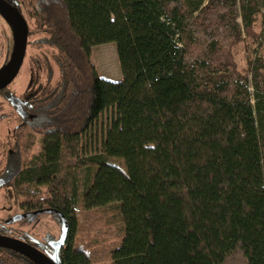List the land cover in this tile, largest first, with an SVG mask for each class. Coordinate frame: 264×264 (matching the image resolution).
Wrapping results in <instances>:
<instances>
[{"label": "trees", "instance_id": "16d2710c", "mask_svg": "<svg viewBox=\"0 0 264 264\" xmlns=\"http://www.w3.org/2000/svg\"><path fill=\"white\" fill-rule=\"evenodd\" d=\"M29 14L27 47L50 49L60 75L48 71L19 121L29 137L17 134L10 184L23 213L54 211L67 233L58 250L61 235L34 246L60 264H264V57L251 86L233 51L258 32L260 0H31ZM108 42L120 81L91 61ZM109 108L101 151L83 155L81 137ZM116 221L123 235L110 242ZM0 264L37 263L0 247Z\"/></svg>", "mask_w": 264, "mask_h": 264}, {"label": "rangeland", "instance_id": "374dc122", "mask_svg": "<svg viewBox=\"0 0 264 264\" xmlns=\"http://www.w3.org/2000/svg\"><path fill=\"white\" fill-rule=\"evenodd\" d=\"M22 13L28 21L31 31H35V20L29 14L31 9V0H19ZM260 7L263 15H261V25L252 36L253 39L249 40V35L243 34L241 37V46L234 48V59L237 67L236 76L247 80L251 86L254 83L255 72V56L263 55L264 57V0H260ZM242 11L238 9V22L242 25V17L240 14ZM42 33H32L29 37L30 42L41 37ZM249 43V44H248ZM14 46V33L7 22V20L0 14V67L7 61L13 52ZM50 49L42 45L29 44L27 47L26 57L19 73L12 80L11 88L16 91L17 95L24 93L28 82L33 78H37L36 75L41 78V82L47 84L49 72H53L52 78L55 83L60 75L58 67L50 58ZM257 51V54H256ZM36 59H40L43 63L44 69L39 72H33ZM91 61L95 66L98 74L102 77L120 81L123 79V73L119 61L117 52V46L115 42H108L100 45H96L92 48ZM259 71L258 80L260 83L264 80V69ZM30 83V82H29ZM262 85V84H261ZM253 87H251L252 89ZM254 101V97H252ZM0 103L4 106L0 108V134L4 139L9 134V128L15 125V111L13 106L8 105L7 101L0 96ZM115 118V110L109 108L104 111L98 120L91 126V128L81 137L82 141V154L86 156L94 155L101 151L102 142L105 138L106 132ZM35 152L42 150L43 137L37 136L35 141ZM65 165V164H64ZM79 175V174H78ZM85 173L80 171V182L78 183L79 192L82 193L84 184ZM96 214V216H95ZM93 217L101 219L102 213H95ZM20 216V218H18ZM105 223V222H103ZM111 223V222H108ZM107 223V224H108ZM0 225H3L8 230L7 236L16 237L24 241L29 242L32 245H43L41 239L49 235L58 239L60 235L64 233L65 222L62 217L54 211L48 213H23L17 200L14 189L9 183H5L0 188ZM117 228V236L113 241H119L123 235V227L121 221L114 223ZM40 238V239H39ZM44 248L48 250V246L44 245ZM105 259V260H103ZM102 261H97L94 264H109L110 258L104 257Z\"/></svg>", "mask_w": 264, "mask_h": 264}, {"label": "water", "instance_id": "95a60500", "mask_svg": "<svg viewBox=\"0 0 264 264\" xmlns=\"http://www.w3.org/2000/svg\"><path fill=\"white\" fill-rule=\"evenodd\" d=\"M0 14L10 24L14 33L13 52L9 61L0 68V89H2L15 78L24 62L27 52L29 25L23 13L6 0H0ZM66 234V229H64L60 240L53 242L56 250L65 242ZM0 247L18 251L37 264H60L57 255L53 258L38 247L16 237L0 234Z\"/></svg>", "mask_w": 264, "mask_h": 264}, {"label": "flooded vegetation", "instance_id": "af4514ba", "mask_svg": "<svg viewBox=\"0 0 264 264\" xmlns=\"http://www.w3.org/2000/svg\"><path fill=\"white\" fill-rule=\"evenodd\" d=\"M6 63L7 61L3 65H5ZM29 82H28V85L24 93H22V95H17L16 91L11 88L12 81L8 85H6L4 88L0 89V96L4 100L7 101L8 105L13 106L15 114L17 115V117L15 116V125H13L12 128L11 127L9 128L10 130L9 134H7V136H5L4 139L1 137V134H0V188L5 183L10 184V181L15 172L12 169V166L14 163L12 156L15 153V144H16L17 134L21 136V133L24 132V136L29 137L28 134H25V131L19 130V125H18L19 121H22V119H24L23 117L24 115L26 116V120L24 119L23 121L29 122L30 106L33 105L34 98L40 95L44 87L47 85L41 82V78L39 77L37 78L32 77V79ZM3 106L4 104L0 103V108H2ZM30 112H31V109H30ZM1 226L5 229V231L4 229L2 230L5 232L4 235H6L8 233V230L6 229L5 226L3 225Z\"/></svg>", "mask_w": 264, "mask_h": 264}]
</instances>
